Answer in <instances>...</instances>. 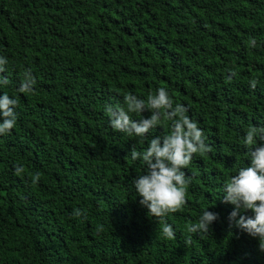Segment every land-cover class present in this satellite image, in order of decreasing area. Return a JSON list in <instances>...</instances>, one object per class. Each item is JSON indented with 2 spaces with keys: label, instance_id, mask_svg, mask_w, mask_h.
I'll return each mask as SVG.
<instances>
[{
  "label": "trees",
  "instance_id": "obj_1",
  "mask_svg": "<svg viewBox=\"0 0 264 264\" xmlns=\"http://www.w3.org/2000/svg\"><path fill=\"white\" fill-rule=\"evenodd\" d=\"M0 57V99L17 100L0 134V264H264L223 201L251 164L247 131L258 130L251 151L264 144V0H0ZM160 87L211 151L182 169V209L151 217L134 187L147 166L131 152L163 146L172 122L141 138L114 130L105 109L136 95L140 123L161 111L148 106ZM205 209L218 213L209 232H189Z\"/></svg>",
  "mask_w": 264,
  "mask_h": 264
},
{
  "label": "clouds",
  "instance_id": "obj_2",
  "mask_svg": "<svg viewBox=\"0 0 264 264\" xmlns=\"http://www.w3.org/2000/svg\"><path fill=\"white\" fill-rule=\"evenodd\" d=\"M255 43L253 40V47ZM6 64L7 60L0 57V72L5 71L3 66ZM0 81L6 82L7 78ZM31 83H36L33 77ZM250 86L255 89L256 81L252 80ZM32 90L33 87H29V82L25 81L19 88V91L24 93ZM10 105L14 107H9ZM16 105L17 100L10 98L7 94L0 99V134L10 133L15 127ZM125 105L126 107L109 105L105 109L114 130L142 138L150 127L161 124L163 120L172 122V131L163 137V146H161L160 137H156L151 139L149 146L143 152L133 149L131 156L133 160L142 159L147 166V172L134 180V187L141 198L139 203L148 209V215L165 217L169 213H175L187 203V185L191 182L182 169L188 167L194 154L204 155L211 151V147L205 143L203 130L185 114L187 108L182 104H176L174 107L173 100L164 87L157 89L155 95L148 96V106L161 110L153 112L150 119H142L140 123L132 119L130 114H140L144 105V102L138 100L136 95H126ZM257 136L256 128L247 131L244 144L249 148L251 164L240 168L238 174L232 175L226 181L223 201L235 206L229 215L230 222L234 221L237 228L258 239L259 249L264 252V144L255 151H251L252 146L257 144L255 138ZM22 172L23 168L18 166L16 173L19 175ZM39 179L40 174L35 173L32 178L33 184ZM207 209L203 210L196 223L189 225V232L194 234L209 232L210 225L218 219V213ZM248 211H251L253 215L242 214ZM81 214L80 210L74 212L76 216ZM162 234L167 239L175 238V231L171 224L163 225Z\"/></svg>",
  "mask_w": 264,
  "mask_h": 264
}]
</instances>
